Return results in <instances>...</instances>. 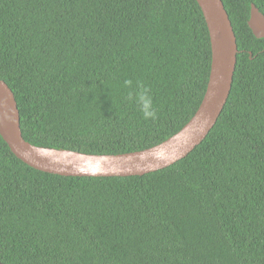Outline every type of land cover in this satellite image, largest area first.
Returning <instances> with one entry per match:
<instances>
[{"label": "trees", "instance_id": "obj_1", "mask_svg": "<svg viewBox=\"0 0 264 264\" xmlns=\"http://www.w3.org/2000/svg\"><path fill=\"white\" fill-rule=\"evenodd\" d=\"M237 43L216 124L184 159L140 177L72 178L0 138L2 264H264V39L250 5L221 0ZM195 0H0V80L23 139L87 155L143 151L197 110L210 70ZM150 90L155 119L128 99Z\"/></svg>", "mask_w": 264, "mask_h": 264}, {"label": "water", "instance_id": "obj_2", "mask_svg": "<svg viewBox=\"0 0 264 264\" xmlns=\"http://www.w3.org/2000/svg\"><path fill=\"white\" fill-rule=\"evenodd\" d=\"M203 16L210 45V70L202 100L190 120L172 137L149 149L120 155H87L35 147L23 139L14 94L0 80V138L27 167L60 177H140L168 168L203 142L228 100L237 62V43L221 0H195ZM247 26L264 39V16L250 5ZM2 264V263H0Z\"/></svg>", "mask_w": 264, "mask_h": 264}, {"label": "clouds", "instance_id": "obj_3", "mask_svg": "<svg viewBox=\"0 0 264 264\" xmlns=\"http://www.w3.org/2000/svg\"><path fill=\"white\" fill-rule=\"evenodd\" d=\"M123 86L130 89L128 93V99L130 101L134 100L139 105V110L142 113L144 119H155L156 112L153 107L150 90L142 85L139 81H137L135 87L139 90L135 91L134 95L133 91H131L133 89V80L131 79L124 80Z\"/></svg>", "mask_w": 264, "mask_h": 264}]
</instances>
